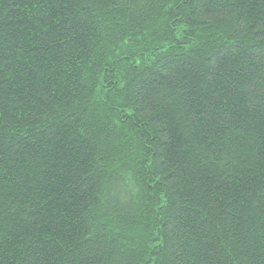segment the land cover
Instances as JSON below:
<instances>
[{
	"label": "trees",
	"instance_id": "16d2710c",
	"mask_svg": "<svg viewBox=\"0 0 264 264\" xmlns=\"http://www.w3.org/2000/svg\"><path fill=\"white\" fill-rule=\"evenodd\" d=\"M0 264H264V0H0Z\"/></svg>",
	"mask_w": 264,
	"mask_h": 264
}]
</instances>
